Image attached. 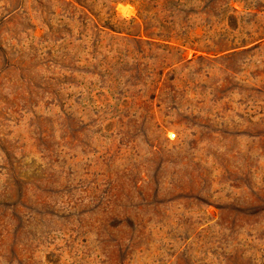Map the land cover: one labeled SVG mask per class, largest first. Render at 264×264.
<instances>
[{
	"label": "rangeland",
	"instance_id": "obj_1",
	"mask_svg": "<svg viewBox=\"0 0 264 264\" xmlns=\"http://www.w3.org/2000/svg\"><path fill=\"white\" fill-rule=\"evenodd\" d=\"M0 264H264V0H0Z\"/></svg>",
	"mask_w": 264,
	"mask_h": 264
},
{
	"label": "bare ground",
	"instance_id": "obj_2",
	"mask_svg": "<svg viewBox=\"0 0 264 264\" xmlns=\"http://www.w3.org/2000/svg\"><path fill=\"white\" fill-rule=\"evenodd\" d=\"M121 10L123 11V13H124L125 15H132V14H133L132 9L129 8V7H122Z\"/></svg>",
	"mask_w": 264,
	"mask_h": 264
},
{
	"label": "trees",
	"instance_id": "obj_3",
	"mask_svg": "<svg viewBox=\"0 0 264 264\" xmlns=\"http://www.w3.org/2000/svg\"><path fill=\"white\" fill-rule=\"evenodd\" d=\"M141 12H143V8L141 9ZM167 38H170V37H167Z\"/></svg>",
	"mask_w": 264,
	"mask_h": 264
}]
</instances>
